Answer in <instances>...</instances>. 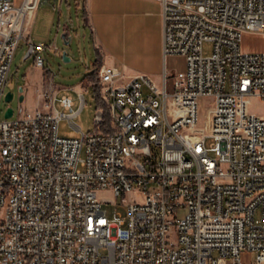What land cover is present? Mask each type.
<instances>
[{
  "label": "built area",
  "instance_id": "built-area-1",
  "mask_svg": "<svg viewBox=\"0 0 264 264\" xmlns=\"http://www.w3.org/2000/svg\"><path fill=\"white\" fill-rule=\"evenodd\" d=\"M30 1L0 0V113L21 40L45 69L47 45L28 35ZM160 3L164 54L184 58L183 74L165 71L158 85L101 66L98 82L70 89L76 109L50 83L43 109L0 119V264H264V52L241 46L244 34H264V0ZM88 86L100 106L84 133L74 120ZM64 119L80 138L59 135Z\"/></svg>",
  "mask_w": 264,
  "mask_h": 264
},
{
  "label": "rangeland",
  "instance_id": "rangeland-1",
  "mask_svg": "<svg viewBox=\"0 0 264 264\" xmlns=\"http://www.w3.org/2000/svg\"><path fill=\"white\" fill-rule=\"evenodd\" d=\"M22 1L16 0V4L21 5ZM84 3L85 0H40L38 10L29 28V37L32 42L47 45L43 53L45 70L48 72L46 81L48 80L55 87L61 88L58 96L72 95L75 98L76 104L74 109L79 106L76 93L81 91L79 86L81 84L86 85L90 81L98 62L93 34L91 29L86 25L84 13L82 12ZM65 34L68 40L64 38ZM66 41H70V43L67 44ZM241 46L243 51L264 52V34H244ZM28 49L26 40H21L13 61V73L6 86L1 103V120L6 119L5 114L8 109H13L14 111V115L10 120L17 121L27 112L35 111L38 106L42 107V103H37L38 95H35L31 101V96L26 91L29 83L33 86L41 80V74L30 72L32 62L24 60ZM204 50L205 55H211L212 45L205 44ZM172 66L176 68L175 70H178L181 67V61L175 60ZM27 74H29L28 83L26 82ZM170 75L174 74L170 73ZM73 88H76V92L70 91ZM172 90L173 79L169 83V91ZM7 94L14 95L12 101L6 102L5 97ZM144 94H147V92L144 91ZM84 95L86 100L85 108L74 122L81 127L84 133H89L94 130V118L96 110L100 106V101L94 88L91 86L85 87ZM22 96L24 100L21 102ZM209 102L210 99H202L200 104L199 126L201 128V135L207 134L211 127ZM57 109L60 112L65 111L59 104H57ZM251 109L256 114H263L262 106L257 102L252 105ZM59 135L68 139H78L81 137L80 132L72 129L68 119H64L59 123ZM212 142L213 140L211 139L207 140L208 145ZM100 195L111 198V202L115 200L108 192L100 193ZM128 198L130 201L134 198H138L140 201L144 199L143 195H132ZM121 200L122 198H117L115 201L119 206V210L123 212ZM104 210H106L109 217H113L116 205L105 204ZM185 213V211L180 212V216H183ZM255 257L256 253H247L244 256V260L246 263H249Z\"/></svg>",
  "mask_w": 264,
  "mask_h": 264
},
{
  "label": "crops",
  "instance_id": "crops-1",
  "mask_svg": "<svg viewBox=\"0 0 264 264\" xmlns=\"http://www.w3.org/2000/svg\"><path fill=\"white\" fill-rule=\"evenodd\" d=\"M39 4L40 0L37 8ZM82 12L93 34L102 66L115 67L128 76L146 74L158 85L165 71L174 75L184 73V58L165 57L164 54V21L160 0H85ZM24 60L32 62L31 73L41 74L37 84L32 86L29 83L25 89L31 101L38 95L37 103H42V107L38 106L36 110L43 109V94L50 87L49 81H46L48 72L36 67L33 57L27 58L25 55ZM175 60L181 61L178 70L172 66ZM28 79L29 74L26 75L27 83ZM57 89L61 91V88ZM256 102L261 105L258 99H253L252 104Z\"/></svg>",
  "mask_w": 264,
  "mask_h": 264
},
{
  "label": "water",
  "instance_id": "water-1",
  "mask_svg": "<svg viewBox=\"0 0 264 264\" xmlns=\"http://www.w3.org/2000/svg\"><path fill=\"white\" fill-rule=\"evenodd\" d=\"M34 3H35V0H31V1H30V5H34ZM64 38H65L66 40H68V37H67L66 34L64 35ZM66 43L69 44L70 41H66ZM65 58H66V57H65ZM68 60H69V59H68ZM22 91H23V90H22ZM13 98H14V95H13V94H7L6 97H5V100H6V102H10V101L13 100ZM23 100H24V97L22 96L21 99H20V101L22 102ZM13 115H14V111H13V109H8L7 112H6V114H5V118H6V119H10V118L13 117Z\"/></svg>",
  "mask_w": 264,
  "mask_h": 264
},
{
  "label": "trees",
  "instance_id": "trees-1",
  "mask_svg": "<svg viewBox=\"0 0 264 264\" xmlns=\"http://www.w3.org/2000/svg\"><path fill=\"white\" fill-rule=\"evenodd\" d=\"M101 66H102L101 63L98 60L97 65L95 66V69H94V73L92 74L90 81L98 82V80H99L98 72H99ZM94 91L96 92V95H97V97L99 99V93H98L97 89L94 88Z\"/></svg>",
  "mask_w": 264,
  "mask_h": 264
}]
</instances>
